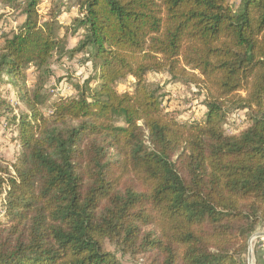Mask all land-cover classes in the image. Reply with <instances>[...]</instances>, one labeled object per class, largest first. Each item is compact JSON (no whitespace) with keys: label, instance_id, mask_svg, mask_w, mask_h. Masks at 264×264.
Here are the masks:
<instances>
[{"label":"trees","instance_id":"16d2710c","mask_svg":"<svg viewBox=\"0 0 264 264\" xmlns=\"http://www.w3.org/2000/svg\"><path fill=\"white\" fill-rule=\"evenodd\" d=\"M0 4L24 18L0 44L19 145L0 159V264H248L264 224V0H76L63 34L54 0L44 18L42 0ZM85 51L94 72L45 115L28 70ZM162 72L203 92L202 120L165 111L146 78ZM240 110L249 125L227 133Z\"/></svg>","mask_w":264,"mask_h":264},{"label":"rangeland","instance_id":"374dc122","mask_svg":"<svg viewBox=\"0 0 264 264\" xmlns=\"http://www.w3.org/2000/svg\"><path fill=\"white\" fill-rule=\"evenodd\" d=\"M61 8V14L58 16L59 23L63 26L61 34H63L65 26L69 25L72 16L77 15V8L75 7L76 0H54ZM240 0H232L235 8L238 7ZM51 5V0H42L40 5V12L42 18L47 16L48 6ZM76 13V15H74ZM23 17L19 12L12 11L8 6L0 4V44L3 42L2 36L10 34L15 31V28L23 22ZM68 48H73L77 43L76 37H70L67 42ZM91 52L90 49H88ZM82 54L84 56H82ZM69 58V62L64 66L63 59ZM90 54L85 51L70 56L54 55L50 60L49 65L41 69L31 67L28 70V86L30 91H33L36 85L41 84L43 91L48 96V101L42 107L44 114L49 115L52 110V103L59 99H70L79 95L77 86H82L85 80L94 72L93 62L90 60ZM150 83L158 84L162 87L163 106L166 112L174 114L181 121L192 122L202 120L205 116L207 108L203 104L204 94L195 86H186L170 81V76L167 73H148L146 76ZM134 81L131 76L126 81L118 84V91H132L134 89ZM93 86L95 81L91 83ZM3 93L11 101L14 106V113L26 111V106L23 102H18L17 95L11 85H1ZM249 125L245 111L240 110L229 114L226 120V130L229 134H235L245 129ZM17 128L9 122L5 116H0V159L4 166H10L16 158L19 150L17 142ZM11 167V166H10ZM3 215L2 203L0 200V216ZM264 232V224L258 228L256 233ZM251 239V238H250ZM260 237L252 238V249L258 243ZM108 249H114L111 244H107ZM117 252V251H116ZM249 252V251H248ZM120 264H139L130 255H122L117 253ZM249 255V253H248ZM247 255V259L249 256ZM249 264V262H248Z\"/></svg>","mask_w":264,"mask_h":264},{"label":"crops","instance_id":"0c3cea01","mask_svg":"<svg viewBox=\"0 0 264 264\" xmlns=\"http://www.w3.org/2000/svg\"><path fill=\"white\" fill-rule=\"evenodd\" d=\"M76 15V13L74 14ZM264 238L260 237V239L258 240L259 243V249L258 247L255 248V250H252V257H251V264H264V259H263V252L261 250V246L263 244ZM248 262H249V258H248Z\"/></svg>","mask_w":264,"mask_h":264},{"label":"water","instance_id":"95a60500","mask_svg":"<svg viewBox=\"0 0 264 264\" xmlns=\"http://www.w3.org/2000/svg\"><path fill=\"white\" fill-rule=\"evenodd\" d=\"M253 237H263L264 238V232H259V233H256ZM253 237H251V239H250V241H249V264H251V257H252V238Z\"/></svg>","mask_w":264,"mask_h":264},{"label":"built area","instance_id":"2783aa9c","mask_svg":"<svg viewBox=\"0 0 264 264\" xmlns=\"http://www.w3.org/2000/svg\"><path fill=\"white\" fill-rule=\"evenodd\" d=\"M80 55H81V54H80ZM82 56H84V55L82 54ZM64 62H65L64 66L67 65V62H69V58L67 57V58L63 59V63H64ZM262 246L264 247V241H263Z\"/></svg>","mask_w":264,"mask_h":264}]
</instances>
